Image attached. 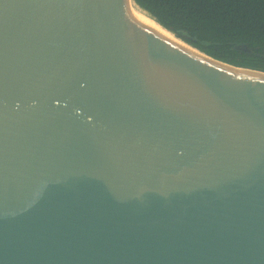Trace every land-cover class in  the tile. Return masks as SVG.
Wrapping results in <instances>:
<instances>
[{"label":"water","instance_id":"95a60500","mask_svg":"<svg viewBox=\"0 0 264 264\" xmlns=\"http://www.w3.org/2000/svg\"><path fill=\"white\" fill-rule=\"evenodd\" d=\"M134 0H0V264H264V71Z\"/></svg>","mask_w":264,"mask_h":264},{"label":"trees","instance_id":"16d2710c","mask_svg":"<svg viewBox=\"0 0 264 264\" xmlns=\"http://www.w3.org/2000/svg\"><path fill=\"white\" fill-rule=\"evenodd\" d=\"M134 2L162 26L207 54L264 71V0Z\"/></svg>","mask_w":264,"mask_h":264},{"label":"bare ground","instance_id":"6f19581e","mask_svg":"<svg viewBox=\"0 0 264 264\" xmlns=\"http://www.w3.org/2000/svg\"><path fill=\"white\" fill-rule=\"evenodd\" d=\"M133 10H134V15L135 17L142 22L143 24L153 28L154 30L160 32L161 34L165 35L166 37L174 40V41H178L176 38L173 37V35H171L169 32H167L166 29H163V27H161L160 25H158L155 21H153L152 19H150L149 17H147L146 15H144V13H142L141 11H138V9L135 7V5H133ZM170 31V30H169Z\"/></svg>","mask_w":264,"mask_h":264},{"label":"rangeland","instance_id":"374dc122","mask_svg":"<svg viewBox=\"0 0 264 264\" xmlns=\"http://www.w3.org/2000/svg\"><path fill=\"white\" fill-rule=\"evenodd\" d=\"M144 12V11H143Z\"/></svg>","mask_w":264,"mask_h":264}]
</instances>
